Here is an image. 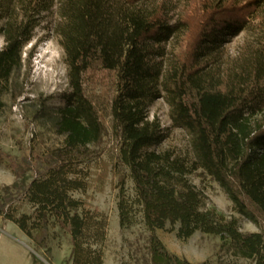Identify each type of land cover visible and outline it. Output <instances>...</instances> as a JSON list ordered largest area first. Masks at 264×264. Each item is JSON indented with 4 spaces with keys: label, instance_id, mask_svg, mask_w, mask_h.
<instances>
[{
    "label": "trees",
    "instance_id": "obj_1",
    "mask_svg": "<svg viewBox=\"0 0 264 264\" xmlns=\"http://www.w3.org/2000/svg\"><path fill=\"white\" fill-rule=\"evenodd\" d=\"M53 6L68 69L69 91L54 115L64 142L20 156L0 150L14 176L0 183V217L36 247L55 224L69 235L66 264H104L106 220L73 192L87 187L77 165L107 132L108 115L148 232L144 264H220L170 252L155 232L167 222L180 238L212 234L232 257L264 264V0H0V89L20 67L39 14ZM242 30L254 36L231 51ZM159 97L187 133L191 159L154 149L166 135L147 108ZM199 168L259 231L201 208L187 177ZM118 209L120 226H129L122 195Z\"/></svg>",
    "mask_w": 264,
    "mask_h": 264
},
{
    "label": "rangeland",
    "instance_id": "obj_2",
    "mask_svg": "<svg viewBox=\"0 0 264 264\" xmlns=\"http://www.w3.org/2000/svg\"><path fill=\"white\" fill-rule=\"evenodd\" d=\"M55 7L39 14L32 38L23 47L20 67L1 86L0 150L5 153L17 156L44 153L64 142V136L54 129V115L64 102V94L69 91L64 51L52 30ZM3 22L0 21V49L4 44L1 31ZM253 36L250 30L240 31L228 42L230 50L235 51L245 38ZM147 117L150 120L158 119L166 135L154 149L169 150L191 159L188 135L173 124L170 106L163 97L155 99L148 106ZM105 120L107 132L100 143L89 146L84 159L77 165L80 170L78 177L87 182V187L84 191L73 192V196L86 200L106 220V238L100 244L104 264H144L148 232L141 206L136 201L129 169L119 161L118 144L111 134L110 117L106 115ZM187 177L202 196V209L214 210L226 219L236 218L242 231H259V227L235 211L222 187L202 169ZM13 180V174L0 160V183L10 184ZM121 195L130 208L131 222L124 227L119 224L118 202ZM177 228L178 224L170 225L167 222L155 232L170 252L192 263L210 260L220 264H252L249 260L232 257L229 243L222 242L215 235L196 230L189 237L180 238L176 234ZM0 234L8 235L0 237V264H30L21 245L28 252L32 264V255L37 259L34 264H66L69 257V235L55 224L50 225L49 236L41 247H36L14 222L1 217ZM9 236L17 241L20 249L7 242Z\"/></svg>",
    "mask_w": 264,
    "mask_h": 264
},
{
    "label": "crops",
    "instance_id": "obj_3",
    "mask_svg": "<svg viewBox=\"0 0 264 264\" xmlns=\"http://www.w3.org/2000/svg\"><path fill=\"white\" fill-rule=\"evenodd\" d=\"M21 231V230H20ZM22 233H23V231H21ZM5 237V236H8L7 234H0V237ZM10 237V236H9ZM12 239V240H11ZM7 242L8 243H11L13 246H15V247H17L18 249H20V247H19V245H17V241L15 240V239H13L12 237H10V239H8L7 238ZM19 244H21V243H19ZM21 249L22 250H24V256L26 257V259H28L29 260V262H30V264H32L31 263V260L29 259V256H28V252L26 251V249L21 245Z\"/></svg>",
    "mask_w": 264,
    "mask_h": 264
}]
</instances>
